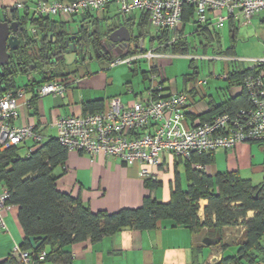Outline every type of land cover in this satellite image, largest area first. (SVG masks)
<instances>
[{"label": "crops", "instance_id": "0c3cea01", "mask_svg": "<svg viewBox=\"0 0 264 264\" xmlns=\"http://www.w3.org/2000/svg\"><path fill=\"white\" fill-rule=\"evenodd\" d=\"M37 1L50 3L58 0H0V21L6 18L9 22H16L19 27L24 26L27 37L32 39L36 37L43 41L41 37L44 35L47 42L48 37L52 34L55 36V39L53 36L52 39L56 40V33L60 31L66 33L67 38L74 37L80 28L88 33L94 30L98 31L101 36L104 35L103 43L105 35L110 34L119 26H125L133 35L131 41L120 49V54L115 52L113 54V49H110L112 53L103 58L96 56L93 49H90L87 51L89 55L80 59L76 54L66 53L62 59L53 60L49 66L50 69L42 63L36 65L26 62V70L21 69L16 73L13 83L9 82L11 89H26L21 99L23 105L20 108L18 125H30L38 128L43 141L56 138V130L50 126L56 117L98 112L100 106L103 105L104 108L106 101L111 98H117L122 103H130L139 96L146 97V90L153 78L160 81L159 74L165 64L163 61L173 58L137 59L131 63V66L126 64L111 66L112 60L116 57L129 58L158 47L155 31L149 26L142 12L135 10L127 16L121 17L116 7L110 5L102 12L40 18L33 13L34 4ZM17 3L22 4L23 8L14 9ZM240 21L239 18L229 20L221 28L214 30L219 37L216 41L212 40L210 45L203 36L191 38L189 53L195 55L199 51L206 52L211 49L216 55L225 54L221 51L219 31L227 26L228 32L234 40ZM214 31H209L208 35H215ZM21 34L22 32L17 36L21 43H24ZM140 40L143 41L142 47L139 46ZM147 41L148 49L145 47ZM69 43L73 44V39L69 40ZM33 47L26 45L24 49L30 55ZM135 50L139 51L138 54L134 53ZM232 53L234 52L231 48L227 54L232 55ZM222 64L223 74L229 72L230 76L232 74L231 78L235 72L248 70V65L232 60L223 61ZM36 66L38 67L36 68ZM155 67L159 72L158 78L154 72ZM190 70L192 71L189 74L183 76V88L176 84L166 87L162 83L163 96L180 92L189 94L190 103L187 108L189 116L186 119L188 126L196 125L200 121L199 117L205 115L209 109L238 97L242 92L241 82L233 78L229 82L222 79L227 82L223 89L224 94L217 93L215 97L211 90H207L205 92L207 95H205L201 87H197L198 69L190 68ZM50 71H55L60 76L58 79L65 83L64 96L62 98L52 96L35 98V88L50 76ZM191 74H196V77L192 79ZM135 76L140 77L137 82H134ZM17 80H20L21 83H17ZM189 83L190 86L187 88ZM199 95L198 100L197 96ZM26 103L30 104V107L25 105ZM43 124L47 125L42 127ZM22 146L21 154L23 156L35 149L34 143L29 140ZM249 147L246 144H238L232 150H217L213 153L212 163L204 167L205 173L213 177L217 173L235 171L243 179L241 168L248 165L245 156L249 152ZM160 161L161 164L158 167L151 169L155 179L160 182V186L152 190L145 186L144 179L140 177V165L126 166L117 158L101 155L91 160L87 154L74 151H69L65 161L53 169V176L59 191L78 199L90 211L113 213L124 208H138L147 196L158 202L167 203L170 200L171 188L175 183L182 190L187 188L188 179L184 163L172 158L166 152L161 154ZM180 167L183 168L182 176ZM262 171L264 173V169ZM199 205L198 216L201 219L206 201L201 200ZM17 213L18 209L15 206H10L8 211L3 214L5 229L0 228V262L12 254L14 248L19 247L22 242L23 232L18 223ZM253 215L254 212L247 213L248 218ZM233 228L237 230L239 236L232 241L229 240L232 238L228 237ZM242 231L241 225L225 228L222 244L207 246L203 243V239L211 238L205 234L199 236L196 231L181 226L173 227L170 222H162L153 230L139 231L127 228L112 236L104 237L96 243H91L89 240L74 243L67 250L72 258L71 264H219L224 258L237 256L235 244ZM240 264L249 263L242 261Z\"/></svg>", "mask_w": 264, "mask_h": 264}, {"label": "trees", "instance_id": "16d2710c", "mask_svg": "<svg viewBox=\"0 0 264 264\" xmlns=\"http://www.w3.org/2000/svg\"><path fill=\"white\" fill-rule=\"evenodd\" d=\"M193 14V7H184L179 30L175 34L161 32L156 35L157 46H160L158 52L167 55H188L191 38L203 36L209 45L212 40L218 39L219 36L214 29L197 25L193 20ZM145 17L147 19L146 15ZM239 19L240 24H243L242 19ZM190 24L195 25L192 33L188 30ZM209 31H214L216 37L208 35ZM56 34V40H53L55 36L52 34L53 42L49 41L50 39L47 42L43 35V41H39L41 49L38 51L33 47L36 41L21 34L24 43L33 49L30 55L24 48L18 50L15 54H18L19 65L10 69L6 67L2 74L0 73V94L3 87L5 91L15 90L11 89L9 82L13 83L19 71L18 67L26 70V62L40 65L44 60L43 54L50 49L51 43L56 46L63 45V39H67V34L64 32ZM172 35L176 36V42L165 45ZM74 37L75 42L71 46L74 45L77 51L80 48L85 52L93 49L96 56L101 57L104 35L101 36L96 30L88 33L80 28ZM106 37L107 35L105 41ZM64 52L65 48L62 47L60 54ZM138 52L134 51L137 54ZM227 53L229 50L225 56L229 55ZM190 68L196 70L193 67V59L190 61ZM154 72L156 75L159 74L156 67ZM248 73L249 70L235 72L233 78L242 82ZM231 76L228 72L224 80L231 81L233 79ZM191 77L195 78L196 74H191ZM58 78L60 76L55 71H50V76L43 82ZM247 105L248 96L242 87L238 97L209 109L205 115L199 117L200 121L197 124L209 122L214 116L222 113L231 114ZM102 106L98 111L103 109ZM188 116L186 109L185 118L188 119ZM251 143H256L264 149V141ZM34 145L35 149L25 156L21 154L22 145L0 151V188L8 192L6 202L8 206H15L18 209L17 219L23 232L19 249L30 251L34 255L45 252L44 261L34 264H71L72 258L67 248L74 243L87 240L96 243L127 228L139 231L153 230L162 222H170L173 227L181 226L191 231L205 228L206 236L218 240L217 245L223 242L225 228L241 225L243 231L235 244L237 256L224 258L219 264H240L242 261L249 264L264 263V178L261 184L253 185L249 180L242 179L235 171L217 173L211 177L205 173L204 167L212 163L213 153L194 154L190 161L174 157L185 165L188 186L182 190L175 183L171 188L169 202L161 203L147 196L141 206L135 209L124 208L113 213L92 212L78 199L59 191L56 186L53 169L65 161L68 150L59 144L57 138ZM196 164L203 168H195ZM143 179L145 186L150 190L160 186V182L154 176ZM201 200L206 201V206L203 209V218L200 219L198 214ZM248 212H254V215L248 218ZM30 237L45 239L37 250H32L28 241ZM0 264L21 263L10 254Z\"/></svg>", "mask_w": 264, "mask_h": 264}, {"label": "built area", "instance_id": "2783aa9c", "mask_svg": "<svg viewBox=\"0 0 264 264\" xmlns=\"http://www.w3.org/2000/svg\"><path fill=\"white\" fill-rule=\"evenodd\" d=\"M114 5L121 17L132 11L147 16L149 26L158 35L161 32L175 34L182 24L184 7H193V20L197 25L218 30L231 20L241 18L243 25L264 13V0H72L64 2L37 1L33 13L40 17L57 15L73 16L84 12H102ZM23 5L15 4L14 9ZM190 24L189 33L194 31ZM175 35L165 42H176ZM162 46V45H161ZM160 46L129 57H116L111 66L131 63L137 59L186 56L167 55L158 52ZM232 58L223 57V61ZM247 63L249 73L242 79V87L248 96V105L233 113L214 116L209 122L188 126L185 111L190 103L188 93H170L163 96V80L153 78L146 97H137L133 102L122 103L117 98L106 101L105 107L95 113L79 116H60L52 120L59 144L66 150L87 154L91 160L97 156L117 158L126 166L140 165V177L154 176L152 168L161 164V154L190 161L191 156L214 153L217 150H232L238 144L264 141V57L258 59L232 60ZM222 74L221 79H226ZM158 78V75H156ZM76 81V80H75ZM206 84V79L197 81V87ZM65 83L60 79L40 83L34 90L35 98L60 97L65 94ZM25 88L3 91L0 94V151L32 141H43L40 130L30 125H18L21 99ZM28 107L30 104L26 103ZM47 124H43L42 127ZM195 168L203 167L195 165ZM8 192L0 188V228L5 229L3 214L8 211ZM13 256L21 264H34L45 259V252L34 255L15 247ZM34 259L36 261H34Z\"/></svg>", "mask_w": 264, "mask_h": 264}, {"label": "rangeland", "instance_id": "374dc122", "mask_svg": "<svg viewBox=\"0 0 264 264\" xmlns=\"http://www.w3.org/2000/svg\"><path fill=\"white\" fill-rule=\"evenodd\" d=\"M264 13L255 15L249 24H240L238 27L237 34L235 36V41L232 39L228 32L227 26L220 30V41H221V51L226 54V51L233 49L232 55L218 54L212 52L208 49L206 52L199 51L198 53H189L186 56H175L173 58H168L162 67L161 79L164 80L163 83L166 87H171L177 85L183 88V76L189 74L190 70L189 62L193 59V65L198 69L197 80L206 79L207 84L201 87L202 92L205 94L207 90H211L212 94L216 97L217 93L220 95L224 94V88L227 82L222 81L220 76L224 73L223 68V57L232 58L231 60L237 59H258L264 57ZM234 41V42H233ZM233 42V43H232ZM148 41L145 47L148 49ZM155 48V47H154ZM117 56V55H116ZM243 65H248L247 63H242ZM19 71L21 67H18ZM139 76H135L134 82L139 80ZM216 78V79H215ZM220 79V80H219ZM17 83H21L17 80ZM190 83L187 85V88ZM207 95V94H205ZM218 97V96H217ZM200 95L197 96L199 100ZM207 99V98H206ZM250 149L246 153L245 160L248 165L241 168V176L243 179H248L253 185H259L263 182L264 173V150L260 148L256 143L246 144ZM181 176L183 175V168L180 167ZM195 231L199 236L206 235L205 228H197ZM239 236L237 230L231 229L228 238L229 240H234Z\"/></svg>", "mask_w": 264, "mask_h": 264}, {"label": "water", "instance_id": "95a60500", "mask_svg": "<svg viewBox=\"0 0 264 264\" xmlns=\"http://www.w3.org/2000/svg\"><path fill=\"white\" fill-rule=\"evenodd\" d=\"M22 32V34L26 35L27 31L24 28V26L19 27V24L16 22H9L8 19L3 18L2 21H0V73L2 74V71L4 68L9 67L15 68V66L19 61L17 59H14L15 53L20 50L21 48H25L26 44L22 43L19 40L17 34ZM61 33V31L59 32ZM132 33L129 32V30L125 26H119L116 30L112 31L110 34L107 35L106 41L103 43V47L105 48H112L113 51L116 54H120V49L127 45L131 41ZM43 39V37H41ZM49 39L52 41V36H49ZM74 39L73 37L67 38L66 40H63V45H54V43H51L50 49L43 54V58L46 59L48 57L56 56L58 53L61 52V48H65V52L60 54L61 56L66 53H75L76 48L74 45L71 46L69 44V40ZM35 46L34 50L38 51L41 49L40 42L38 38H34ZM143 41H139V46L142 47ZM67 49V50H66ZM71 49V50H70ZM83 51L82 48L78 50V52L81 53ZM141 51V48H140ZM31 54V53H30ZM91 59V57H90ZM12 63V64H11ZM5 91V88H2V92ZM44 237H30L28 238L30 247L32 250H37L42 242L44 241ZM218 240H211L208 238L203 239V243L207 246H210L212 244H216Z\"/></svg>", "mask_w": 264, "mask_h": 264}, {"label": "flooded vegetation", "instance_id": "af4514ba", "mask_svg": "<svg viewBox=\"0 0 264 264\" xmlns=\"http://www.w3.org/2000/svg\"><path fill=\"white\" fill-rule=\"evenodd\" d=\"M73 41L75 42V37H74ZM69 44H70V43H69ZM102 49H103V52H102V54H101V57H103V58L109 56V54L112 53L111 50H110V49H112V48L108 49V48L103 47V45H102ZM113 50H114V49H113ZM60 53H61V52H60ZM60 53H58L56 56L48 57V58L44 59L43 62H42V64H43V65H46L47 68L50 69L49 66H51V64L53 63V60H57V59L60 60V59H62V57L65 55V54H64V55L61 56ZM87 53H88V54H87ZM94 53H95V52H94ZM73 54H76L77 57L80 58V59H84V58L87 57V55H89V52H85L84 49H83V51H81V53L78 52V51L76 50V52L73 53ZM113 54H115L114 51H113ZM90 56H91V53H90ZM89 58H90V57H89ZM14 59H18V54H17V55L15 54ZM58 60H57V61H58ZM19 63H20V62H18V63L15 62V64H17L16 67L19 65ZM44 71H45V70H44ZM45 72H46V71H45Z\"/></svg>", "mask_w": 264, "mask_h": 264}]
</instances>
